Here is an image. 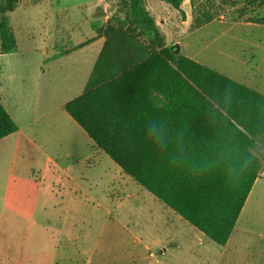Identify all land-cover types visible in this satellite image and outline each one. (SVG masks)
Listing matches in <instances>:
<instances>
[{
  "label": "rangeland",
  "instance_id": "obj_1",
  "mask_svg": "<svg viewBox=\"0 0 264 264\" xmlns=\"http://www.w3.org/2000/svg\"><path fill=\"white\" fill-rule=\"evenodd\" d=\"M120 1L18 0L16 10L7 14L17 50L0 55V82L16 107L18 124L34 117V127L43 126L48 140L58 135L38 114L49 103L35 101L39 92L40 99L49 97L38 86L59 77L47 61L49 75L39 79L36 65L50 54L49 42H56L60 53L64 42H75L65 35L86 37L90 22L100 25L114 14L122 17ZM259 1L182 0L176 9L163 0L142 3L165 45H177L176 55L264 95V25L256 22L264 19V5ZM84 56V50L71 51L53 68L71 74L84 67ZM72 95L63 91L61 99ZM80 133L72 131L67 144L56 145L58 162L70 166L72 183L65 189L67 196L53 184L51 191L63 201L47 218L30 223L3 210L0 201V264H264V144L255 151L261 162L258 179L222 247L124 175L103 152L96 154ZM6 152L0 148V194Z\"/></svg>",
  "mask_w": 264,
  "mask_h": 264
},
{
  "label": "trees",
  "instance_id": "obj_2",
  "mask_svg": "<svg viewBox=\"0 0 264 264\" xmlns=\"http://www.w3.org/2000/svg\"><path fill=\"white\" fill-rule=\"evenodd\" d=\"M17 3L0 0V54L16 51L7 14ZM120 4L82 93L62 109L124 175L223 247L261 169L264 95L174 54L142 0ZM17 130L0 103V139Z\"/></svg>",
  "mask_w": 264,
  "mask_h": 264
},
{
  "label": "crops",
  "instance_id": "obj_3",
  "mask_svg": "<svg viewBox=\"0 0 264 264\" xmlns=\"http://www.w3.org/2000/svg\"><path fill=\"white\" fill-rule=\"evenodd\" d=\"M96 22H90L89 30L85 32L86 37H84V33L82 36L65 35L72 36L75 42L62 38V41L67 42H64V50L60 53L56 50L57 43L49 42L47 49L51 48L50 54L48 57H44L42 63L36 65L35 73L38 74L39 79L49 75V70L45 67L47 61L50 62L49 68L51 67L52 72L59 77V81L53 76V80L49 83L39 85L38 90H46L47 96L50 98L40 99L39 92L35 101L37 105H39L40 100L49 103L42 108L43 110L37 112L48 126H53L58 131V135H54L52 140L47 139L48 136L43 126L36 130L34 117L29 121L23 120V124L17 123L16 118L19 116L15 115L16 118H14L16 107L9 101L6 85L0 82V103L18 128L16 132L0 139V148L7 150L6 179L0 194L1 206L3 210L13 213L15 217L25 219L33 224H37L43 217L47 218L51 210L62 203V197L57 200L56 194L51 191L53 184H58L60 186L58 189L61 188V193L67 196L65 189L69 183H72L67 174L70 166H61L58 162L59 150L56 149V145L67 144L72 139V131L78 130L82 136H86V140L96 154L102 152L94 146L85 132L62 109L64 103L82 93L103 46L102 28L104 23L100 22V25H97ZM94 24H96L95 27H93ZM82 37L83 40L80 39ZM77 50L85 51L84 67L76 68L71 74L65 73L60 68L54 70L53 67L59 57L69 55L71 51ZM66 90L73 92L71 96L73 98L61 99L62 92ZM35 114H37L36 110L33 111V116ZM53 146L54 150H51Z\"/></svg>",
  "mask_w": 264,
  "mask_h": 264
},
{
  "label": "water",
  "instance_id": "obj_4",
  "mask_svg": "<svg viewBox=\"0 0 264 264\" xmlns=\"http://www.w3.org/2000/svg\"><path fill=\"white\" fill-rule=\"evenodd\" d=\"M170 49H171L175 54H178V53H179V50H178L177 45L170 46Z\"/></svg>",
  "mask_w": 264,
  "mask_h": 264
}]
</instances>
